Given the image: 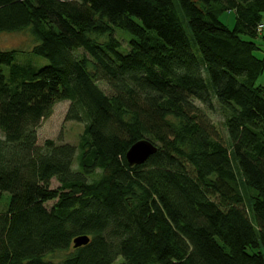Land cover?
Masks as SVG:
<instances>
[{
  "label": "trees",
  "instance_id": "16d2710c",
  "mask_svg": "<svg viewBox=\"0 0 264 264\" xmlns=\"http://www.w3.org/2000/svg\"><path fill=\"white\" fill-rule=\"evenodd\" d=\"M263 18L264 0H0V33L48 61L0 50V264H264ZM58 102L77 147L38 144Z\"/></svg>",
  "mask_w": 264,
  "mask_h": 264
},
{
  "label": "rangeland",
  "instance_id": "374dc122",
  "mask_svg": "<svg viewBox=\"0 0 264 264\" xmlns=\"http://www.w3.org/2000/svg\"><path fill=\"white\" fill-rule=\"evenodd\" d=\"M219 20L225 24L228 28H232L234 25V13L233 12H222L218 16ZM116 35L121 36L127 43L131 36L123 31L117 30ZM124 37V38H123ZM122 41V44H125ZM260 45L261 51L258 52L257 56L264 57V43L258 39L256 41ZM32 45V39L29 37L27 32L19 33H0V50H16L14 63L23 65H32L33 67L39 69L48 64V61L37 57L31 53L26 52L30 49ZM126 45H122L121 51L124 52ZM258 56V57H259ZM256 85H264V74L261 75ZM215 109L208 111L204 110L205 113L209 115L213 122L219 125L222 130L223 135L226 137L225 127H224V116L220 109L215 105ZM68 108V102H58L54 105L52 114L49 118L44 119L40 122L37 136L38 144L42 145L45 140H52L56 144L66 143L74 147L79 144V139L83 131V125L76 122H66L65 114ZM59 185L55 180L51 181V189L57 188ZM9 195L4 193L2 196L0 211L3 212L8 205ZM50 205V204H49ZM64 252H57L53 254L55 260H60L65 256ZM118 262H115L117 264Z\"/></svg>",
  "mask_w": 264,
  "mask_h": 264
},
{
  "label": "water",
  "instance_id": "95a60500",
  "mask_svg": "<svg viewBox=\"0 0 264 264\" xmlns=\"http://www.w3.org/2000/svg\"><path fill=\"white\" fill-rule=\"evenodd\" d=\"M156 152V147L148 141H138L133 144L125 155L128 166L141 165ZM87 237H78L73 240V247L78 248L88 243Z\"/></svg>",
  "mask_w": 264,
  "mask_h": 264
},
{
  "label": "built area",
  "instance_id": "2783aa9c",
  "mask_svg": "<svg viewBox=\"0 0 264 264\" xmlns=\"http://www.w3.org/2000/svg\"><path fill=\"white\" fill-rule=\"evenodd\" d=\"M263 29V26L262 25H259L258 26V30L261 31Z\"/></svg>",
  "mask_w": 264,
  "mask_h": 264
},
{
  "label": "crops",
  "instance_id": "0c3cea01",
  "mask_svg": "<svg viewBox=\"0 0 264 264\" xmlns=\"http://www.w3.org/2000/svg\"><path fill=\"white\" fill-rule=\"evenodd\" d=\"M263 23H264V18H263Z\"/></svg>",
  "mask_w": 264,
  "mask_h": 264
}]
</instances>
